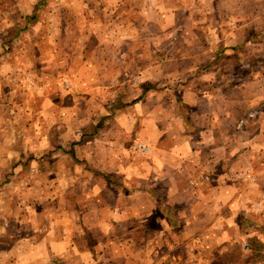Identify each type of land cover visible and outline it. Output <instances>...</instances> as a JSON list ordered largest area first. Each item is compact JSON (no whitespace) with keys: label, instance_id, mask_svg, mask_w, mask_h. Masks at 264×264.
Returning a JSON list of instances; mask_svg holds the SVG:
<instances>
[{"label":"crops","instance_id":"crops-1","mask_svg":"<svg viewBox=\"0 0 264 264\" xmlns=\"http://www.w3.org/2000/svg\"><path fill=\"white\" fill-rule=\"evenodd\" d=\"M79 1L78 4L72 0L68 5L69 12L63 9L62 17L66 18L68 12L67 19L61 17L51 22L55 35H41L43 42H37L34 59H37L38 70L47 69L49 71L44 75L56 77L61 69L72 71V64L77 61L82 69L102 70L114 77L130 66V71L139 75L146 85L140 84L139 89L134 90L135 94L139 93L126 106L133 110L129 119H124L118 126L114 116L103 120L116 132L112 138L107 136L108 141L114 142H106L110 143L106 166L95 174L108 188L107 194L91 199L98 211H82L79 218L84 227L79 225L75 214L60 213V227L53 233L41 221L36 227H29L27 232L6 234V250L41 251L37 258L26 264H264V145L260 153L259 146L253 148L249 144L252 140L246 132L241 135V141L230 128L235 122L229 123V118L225 127L229 126L227 130L232 132L225 134L223 119H217L215 115L206 119L198 133L190 123L187 126L185 122L189 120L183 115L182 121L181 118L176 121L180 129L175 127L172 132L156 127L149 131L150 134L149 129H145L152 126L151 113L156 110L160 112L169 107L175 113H181L178 98L171 95L172 92L170 99H163L166 95L161 88V84H165L162 78L176 77L184 84L182 87L193 90L190 85L193 76H197L193 80L196 83L206 72L191 49V45L207 42L205 36L199 38L197 33L200 27L197 0ZM82 3L86 8V21L80 23L78 9ZM34 7V4L30 5L28 12ZM97 7L107 12L109 18L94 32L92 25L87 24V12H97ZM211 7L221 9L214 4ZM30 23L28 20L21 23L22 32L31 27ZM33 25L44 33L48 22L39 19ZM63 26L67 35L78 38L84 35L85 42L76 38L67 45L56 44V36H60ZM15 27H19V23ZM99 30L101 35L97 39ZM187 31H193V34H187ZM90 37L94 38L95 44L88 49ZM244 38L253 41V36L245 35ZM31 44L29 38L21 42L19 51L23 57L33 53ZM165 48L169 53L162 54ZM219 56L220 52L213 49L210 58L216 61ZM0 63L7 73L11 65L6 61ZM22 83L14 79V85ZM155 93H158L156 97L162 96L152 99ZM181 106L190 108L194 105L189 100ZM107 107L109 109L110 105ZM150 108L151 113L145 111ZM166 118L154 121L162 124L166 123ZM133 138L136 141L130 146L132 153L123 143H130ZM178 139L189 146L180 149ZM199 139L200 143L197 142ZM14 161L8 164V170L19 165ZM39 161L36 162L38 171L45 172L46 167ZM75 166L70 165V170ZM244 167L251 170L253 182L237 180L234 176ZM219 168L223 175L217 186L199 184L198 188H193L189 185L191 178H196L195 173ZM156 188L162 191L159 197ZM149 220L153 221V226L147 224ZM52 236L53 247L50 249L47 243ZM53 250L59 252L57 256L48 253L45 257L46 252ZM159 250L162 251L161 260L159 256L148 255ZM168 252L174 254L175 262L169 260Z\"/></svg>","mask_w":264,"mask_h":264},{"label":"rangeland","instance_id":"rangeland-1","mask_svg":"<svg viewBox=\"0 0 264 264\" xmlns=\"http://www.w3.org/2000/svg\"><path fill=\"white\" fill-rule=\"evenodd\" d=\"M76 1L79 4L80 1ZM71 3L72 0H0V61L11 65L6 73L3 63H0V264H26L41 253L40 250H6V234L27 232L29 227H36L41 221L53 233L60 227V213L75 214L79 225L84 227L83 220L79 218L82 211H98L96 203L91 199L107 194L108 188L102 184L100 176L98 178L95 174L106 166L107 147L110 144L106 143L107 136L112 138L116 132L103 120L114 116L118 126L124 119H129L133 110L126 106L138 97L136 95L139 92L135 94L134 90L137 91L140 84L146 85L139 75L130 71V66L114 77L110 72L82 69L77 61L72 64V71L61 69L56 77L44 75L48 73L47 69L38 70L37 59L34 61L37 42H43L40 40L41 35H55L51 22L61 19L65 12L63 9L68 11ZM197 3L200 26L198 37L205 36L207 42L191 45V49L198 56V64H203L206 72L196 83L193 80L197 76L192 77L190 85L193 90L182 87L184 84L176 77L162 78L165 84H161V88L166 95L163 99H170L172 92L171 95L178 98V110L181 113H175L169 107L153 113L151 108L142 109L152 114L150 123L154 126L148 125L145 129H149V132L158 127L172 132L175 127L180 129L176 121L180 118L182 121L183 115L189 120L185 122L187 126L190 123L197 128L198 131H194L198 133L206 119L215 115L217 119H223L225 134L232 132H228L229 126L225 127L229 118V123L235 122L230 124V128L238 134L237 137L241 140V135L246 132L252 140L249 144L253 148L259 146L261 153L264 145V0H197ZM32 4L35 7L28 12ZM213 4L221 9H214L211 7ZM85 9L82 3L78 9L80 23L86 21ZM96 10L87 12V24L89 27L92 25L94 32L109 18L107 12L104 13L100 8ZM68 12V16L63 19L69 17ZM39 19L48 22L44 33L41 30L39 32L35 27L37 25H33ZM26 20L32 22L31 27L27 31L24 28L22 32L21 23ZM18 23L20 28L15 27ZM80 27L81 24L78 30ZM187 34H193V31H187ZM100 35L99 30L95 38L98 39ZM245 35L253 36V41H246ZM60 36H56L55 43L61 46L76 38L85 42L84 35L79 38L67 35L64 26ZM91 37L88 49L92 43L95 44ZM28 38L33 44L30 50L33 53L23 57L19 51L21 42ZM165 49L162 54L169 53L168 48ZM213 49L216 53L220 52L216 61L210 58ZM47 60H50L49 55ZM14 79L24 83L14 85ZM157 94L152 99L162 96L156 97ZM189 100L194 106H181ZM162 117H168L166 123L158 121L156 124L154 119L157 122ZM178 140L181 143L180 149L189 146L186 141ZM134 141L135 138L130 143H123L132 153L130 146ZM197 142L200 143V139ZM14 159L19 165L8 170V164L11 165ZM37 161L46 167L45 172L38 171ZM74 164L76 166L70 170V165ZM108 166L111 167L110 164ZM219 171L220 168L195 173L196 178H191L189 185L198 188L197 185L204 184L213 188L222 182L220 176L223 173ZM234 176L237 180L254 181V175L247 167L235 172ZM110 189L114 191L113 187ZM156 194L161 196L160 188H156ZM152 222L149 220L147 224L153 226ZM9 239L8 236V242ZM53 240L54 236L47 243L50 249ZM48 253L57 256L59 252H46L45 257H48ZM151 253L148 254L150 257L159 256L161 260V250ZM53 258L56 260V257ZM168 258L175 262L172 252H168Z\"/></svg>","mask_w":264,"mask_h":264},{"label":"built area","instance_id":"built-area-1","mask_svg":"<svg viewBox=\"0 0 264 264\" xmlns=\"http://www.w3.org/2000/svg\"><path fill=\"white\" fill-rule=\"evenodd\" d=\"M247 176H249V175H247Z\"/></svg>","mask_w":264,"mask_h":264}]
</instances>
